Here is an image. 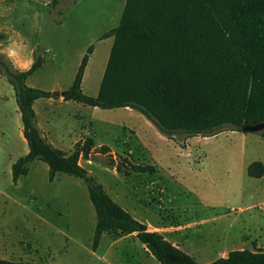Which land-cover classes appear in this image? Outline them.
Returning a JSON list of instances; mask_svg holds the SVG:
<instances>
[{
	"label": "rangeland",
	"instance_id": "1",
	"mask_svg": "<svg viewBox=\"0 0 264 264\" xmlns=\"http://www.w3.org/2000/svg\"><path fill=\"white\" fill-rule=\"evenodd\" d=\"M49 1L0 0V55L18 70L39 60L25 83L61 91L92 44L81 89L94 96L112 43L111 36L100 35L118 23L122 1L60 0L55 7ZM33 109L39 127L65 152L92 138L90 154L114 161L80 157L79 163L148 229L182 244L198 261L235 248L264 249V175L246 172L251 161L264 163L258 132L224 125L213 135L167 136L131 107L61 104L46 97L37 98ZM103 144L106 153L99 151ZM27 151L13 87L0 73V257L32 264H160L134 233L103 231L93 250L96 216L86 184L63 172L50 181L40 159L14 182L11 165ZM121 156L154 171L117 172Z\"/></svg>",
	"mask_w": 264,
	"mask_h": 264
},
{
	"label": "trees",
	"instance_id": "2",
	"mask_svg": "<svg viewBox=\"0 0 264 264\" xmlns=\"http://www.w3.org/2000/svg\"><path fill=\"white\" fill-rule=\"evenodd\" d=\"M58 3L50 0L47 5ZM109 36L112 43L94 96L81 89L92 44L72 82L61 91L27 85L25 80L36 64L13 69L0 55V73L13 87L28 147L11 165L12 180L26 173L34 159L47 164L50 181L58 172L82 179L96 216L93 250L103 231H118L134 233L160 264H264V249L256 246L230 249L200 262L161 232L149 230L79 163L80 157L90 158L93 139L77 141L65 152L42 137L33 109L40 97H62L100 108L131 107L167 136H207L224 125L241 130L243 125L264 122V0H124L118 23L102 32L100 39ZM257 132L264 136V127ZM108 149L104 144L99 147L103 153ZM114 167L124 175L154 171L153 165L132 163L125 156ZM246 172L261 177L264 163L251 161ZM0 264L32 263L0 257Z\"/></svg>",
	"mask_w": 264,
	"mask_h": 264
},
{
	"label": "water",
	"instance_id": "3",
	"mask_svg": "<svg viewBox=\"0 0 264 264\" xmlns=\"http://www.w3.org/2000/svg\"><path fill=\"white\" fill-rule=\"evenodd\" d=\"M1 36V35H0ZM39 60H36L34 63L36 64V66L39 65ZM264 127V122H260L257 124H251V125H243L240 131L243 132H257L258 130H260L261 128ZM90 157L93 159H96L100 162H109V158L101 153H92L90 154Z\"/></svg>",
	"mask_w": 264,
	"mask_h": 264
},
{
	"label": "crops",
	"instance_id": "4",
	"mask_svg": "<svg viewBox=\"0 0 264 264\" xmlns=\"http://www.w3.org/2000/svg\"><path fill=\"white\" fill-rule=\"evenodd\" d=\"M60 1V0H59ZM122 2H121V4H124V0H121ZM61 23V22H60ZM29 62V61H28ZM28 62H26L25 63V65H26V69H27V63ZM46 98H48V100L49 101H51V102H57V103H65V102H67L68 100H63V98L62 97H58V98H52V97H46ZM35 101V100H34ZM33 105H34V102H33ZM35 119H36V112H35ZM36 125H37V127H38V129H39V131H40V134L42 135V137L43 138H45L48 142H50L53 146H55V147H57L56 145H54L51 141H50V139H49V137H47V133L45 132L44 133V131H43V129H42V127L40 128L39 127V125H38V122H37V120H36ZM22 128V127H21ZM80 136H82V135H80ZM81 138V137H80ZM79 138V139H80ZM76 140H78V139H76ZM76 140H74L73 142H75ZM58 148V147H57ZM61 149V148H60ZM63 150V149H62ZM264 175V174H263ZM262 175V176H263ZM145 223V222H144ZM150 230V229H149ZM173 243H176L175 241L173 242ZM178 244V243H177ZM180 246H182V244H179ZM222 254H224V253H222ZM213 260V259H212Z\"/></svg>",
	"mask_w": 264,
	"mask_h": 264
},
{
	"label": "built area",
	"instance_id": "5",
	"mask_svg": "<svg viewBox=\"0 0 264 264\" xmlns=\"http://www.w3.org/2000/svg\"><path fill=\"white\" fill-rule=\"evenodd\" d=\"M263 210H264V206H263V208H262Z\"/></svg>",
	"mask_w": 264,
	"mask_h": 264
}]
</instances>
